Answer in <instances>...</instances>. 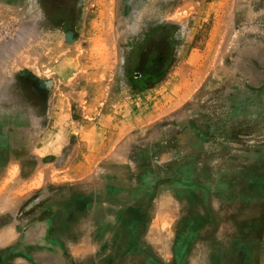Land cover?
Masks as SVG:
<instances>
[{"label": "rangeland", "instance_id": "obj_1", "mask_svg": "<svg viewBox=\"0 0 264 264\" xmlns=\"http://www.w3.org/2000/svg\"><path fill=\"white\" fill-rule=\"evenodd\" d=\"M204 148L218 155L204 162ZM260 148L264 0H0V264L95 255L103 238L92 231L116 215L93 222L85 200L110 205L128 169L166 177L192 159L189 178L197 168L234 170L226 156ZM168 175L164 183L176 180ZM92 181L102 186L86 192ZM54 205L76 216L65 249L38 232ZM131 220L145 231L143 218ZM32 244L49 256L17 249Z\"/></svg>", "mask_w": 264, "mask_h": 264}, {"label": "bare ground", "instance_id": "obj_2", "mask_svg": "<svg viewBox=\"0 0 264 264\" xmlns=\"http://www.w3.org/2000/svg\"><path fill=\"white\" fill-rule=\"evenodd\" d=\"M203 140L204 137L199 142ZM217 155L216 151L204 148L196 156L206 162ZM226 157L234 163V170L221 167L212 173L207 168H197L188 178L184 173L186 164L193 161L189 159L174 164L168 174L176 180L169 183L163 182L169 176L167 173L166 177H146L136 167L128 169L121 174L118 186L107 194L110 201L107 207L92 208L91 193L87 197L91 221L113 214L116 217L108 220L107 231L99 233L103 243L95 255L86 258L73 255L71 264H112L116 257L117 264H166L163 259L151 256L157 251L166 258L175 254L177 264H255L256 255L264 261V148L242 152L236 158ZM143 179H147L148 185L154 182L156 188L147 189ZM182 179L187 181L183 183ZM100 186L102 182L92 181L86 192ZM116 201L129 204L121 209L115 205ZM66 203L72 204L74 211L79 206L78 198L68 197ZM53 209V216L38 232L43 231L49 244L63 246L69 243L65 220L71 211L60 210L57 205ZM176 214L186 219H176ZM136 217L143 218L145 231L141 233L133 232L131 218ZM174 222L183 228L178 235L170 229ZM204 223L214 227L207 235L197 232ZM17 249L24 253L37 251L42 259L50 252L46 246L35 244Z\"/></svg>", "mask_w": 264, "mask_h": 264}, {"label": "crops", "instance_id": "obj_3", "mask_svg": "<svg viewBox=\"0 0 264 264\" xmlns=\"http://www.w3.org/2000/svg\"><path fill=\"white\" fill-rule=\"evenodd\" d=\"M87 195V194H86ZM85 201H87V200H85ZM78 209V208H77ZM79 209H80V207H79ZM76 211V210H75ZM114 212V211H113ZM73 214V212H70V215L68 216V219H66L65 221H66V224L67 223H69L70 222V220H72V219H74L76 216H74V218H70L71 217V215ZM70 218V219H69ZM64 221V220H63ZM93 222H95V221H93ZM63 224V223H62ZM212 227V226H211ZM104 229H106V227H100V228H98V229H95L94 231H92V233L94 234V235H98L99 236V233H102L103 231H104ZM68 232H69V238H68V241H70V239H71V235H70V231H69V229L67 230ZM106 231H107V229H106ZM140 231V230H139ZM53 245V248L55 249V247L56 246H59V245H57V244H52ZM67 244H65V245H63L62 247H64V249H65V247H67L66 246ZM101 245V244H100ZM100 245H99V247H100ZM99 247H94L95 248V250H99ZM79 250L80 249H77L76 250V252L74 251L73 252V254H74V256L75 255H78V256H80V252H79ZM96 251V252H97ZM151 256H153L152 255V253H151ZM72 261H73V256H72V260L71 261H69L70 262V264L72 263ZM118 262H117V257H116V259H113V263L112 264H117Z\"/></svg>", "mask_w": 264, "mask_h": 264}]
</instances>
